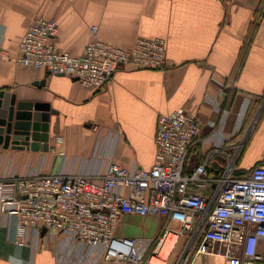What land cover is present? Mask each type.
I'll list each match as a JSON object with an SVG mask.
<instances>
[{"label": "crops", "instance_id": "1", "mask_svg": "<svg viewBox=\"0 0 264 264\" xmlns=\"http://www.w3.org/2000/svg\"><path fill=\"white\" fill-rule=\"evenodd\" d=\"M262 0H0V44L11 54L0 62V90L19 100L49 103V150L3 148L0 181L30 172L96 174L111 162L150 168L160 114L179 107L195 114L204 140L192 148L187 170L207 161L216 170L223 154H213L209 122L223 126L211 138L231 144L244 140L247 169L264 163V8ZM58 23L53 42L81 55L91 28L108 42L129 47L137 37L167 40L166 69L119 67L101 90L68 75H54L15 61L20 40L34 17ZM249 45L248 49L247 46ZM247 49L246 58L240 60ZM150 226L118 236L154 237L163 217L126 214L120 221ZM118 227V226H117ZM15 216L0 211V264H98L94 247L82 248L68 236L28 230L16 242ZM100 254V253H99ZM196 264H225L202 256Z\"/></svg>", "mask_w": 264, "mask_h": 264}, {"label": "built area", "instance_id": "2", "mask_svg": "<svg viewBox=\"0 0 264 264\" xmlns=\"http://www.w3.org/2000/svg\"><path fill=\"white\" fill-rule=\"evenodd\" d=\"M55 19L38 15L23 34L16 62L68 75L92 90H101L116 70L166 69L167 40L139 36L123 47L98 36L81 55L57 48ZM11 57L0 44V62ZM210 136L223 126L209 122ZM216 170L208 162L187 170L189 156L204 140L197 116L183 107L159 115L155 162L150 168L117 162L96 174L30 172L0 181V211L16 217V242L35 230L63 234L82 248L94 247L88 261L98 264H196L202 256H220L225 264H264V163L241 170L244 140L217 143ZM126 214L164 218L154 237L118 236ZM100 253V254H99Z\"/></svg>", "mask_w": 264, "mask_h": 264}, {"label": "water", "instance_id": "3", "mask_svg": "<svg viewBox=\"0 0 264 264\" xmlns=\"http://www.w3.org/2000/svg\"><path fill=\"white\" fill-rule=\"evenodd\" d=\"M56 113L49 103L19 100L15 93L0 90V145L48 151L50 122Z\"/></svg>", "mask_w": 264, "mask_h": 264}, {"label": "rangeland", "instance_id": "4", "mask_svg": "<svg viewBox=\"0 0 264 264\" xmlns=\"http://www.w3.org/2000/svg\"><path fill=\"white\" fill-rule=\"evenodd\" d=\"M245 162L246 161H245V158L243 156V158H241V165H244ZM156 217H160V216H156ZM120 220H119L118 227H117V231L119 233L125 232L126 230H129V229H135L134 227H136L138 232L142 231L145 234H150L152 232V228L150 226H148L146 228H144L142 225L133 226V225H131V221H129V220H123V221H120ZM160 230H161V227H160Z\"/></svg>", "mask_w": 264, "mask_h": 264}, {"label": "trees", "instance_id": "5", "mask_svg": "<svg viewBox=\"0 0 264 264\" xmlns=\"http://www.w3.org/2000/svg\"><path fill=\"white\" fill-rule=\"evenodd\" d=\"M261 7H262V10H263V8H264V0H262V3H261L260 8H261ZM248 47H249V45L247 46V49H248ZM247 49H246V51L244 52V55L242 56V58H241V60H240V67L242 66V64H243V62H244V60H245V58H246V55H247ZM240 165H241V160L239 159L238 166H240ZM240 169L243 170L242 167H240Z\"/></svg>", "mask_w": 264, "mask_h": 264}]
</instances>
